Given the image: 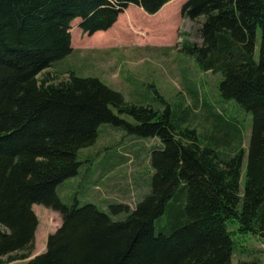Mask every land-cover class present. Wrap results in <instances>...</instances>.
Instances as JSON below:
<instances>
[{
  "label": "trees",
  "instance_id": "trees-1",
  "mask_svg": "<svg viewBox=\"0 0 264 264\" xmlns=\"http://www.w3.org/2000/svg\"><path fill=\"white\" fill-rule=\"evenodd\" d=\"M171 1L0 0V264L33 256L35 204L60 213L62 225L27 264H231L234 234L264 239V0H188L181 9L183 18H203V44L186 41L182 51L204 71L222 73V97L253 116L247 154L220 153L197 130L172 122L169 108L129 105L98 78L38 79L72 53L75 19L92 36L112 28L130 4L156 14ZM216 120L219 130L240 134ZM102 124L164 145L151 155V193L134 210L111 206L126 212L124 220L91 204L69 207L57 192L78 174L79 151L97 141Z\"/></svg>",
  "mask_w": 264,
  "mask_h": 264
},
{
  "label": "rangeland",
  "instance_id": "rangeland-1",
  "mask_svg": "<svg viewBox=\"0 0 264 264\" xmlns=\"http://www.w3.org/2000/svg\"><path fill=\"white\" fill-rule=\"evenodd\" d=\"M188 0H173L156 14L130 4L107 31L92 36L83 33L81 19L71 25L72 53L57 61L39 76L47 75L53 83L65 81L70 74L82 78H98L103 84L121 93L127 104L151 107L161 113L170 109L172 122L197 130L201 142L220 153L246 154L250 145L253 116L235 100L224 99L220 92L222 73L204 71L197 59L182 51L184 42L203 44L200 33L203 18L190 20L181 16ZM261 33H257L256 55L259 57ZM117 115L118 111L113 109ZM130 124L133 117L122 114ZM217 118H223L239 129L240 134L219 130ZM216 126V127H215ZM234 127V129H235ZM214 135V136H213ZM164 147L161 138L139 137L112 124L99 127L97 141L79 151L81 166L77 175L63 181L57 189L63 204L72 207L95 205L110 213L113 220L126 218V212H114L113 205L134 210L151 193L154 170L153 151ZM247 156L243 164L241 191L245 186ZM34 211L40 216L33 256L5 264H27L47 251L51 234L62 225L60 213L41 204ZM55 213V214H54ZM166 214L162 216L164 221ZM234 231L236 223L228 222ZM231 264L242 261L264 264V239L260 236L234 234Z\"/></svg>",
  "mask_w": 264,
  "mask_h": 264
},
{
  "label": "crops",
  "instance_id": "crops-1",
  "mask_svg": "<svg viewBox=\"0 0 264 264\" xmlns=\"http://www.w3.org/2000/svg\"><path fill=\"white\" fill-rule=\"evenodd\" d=\"M165 8H166V6H165ZM163 9H164V8H163ZM43 213H44V212H41V213L39 212V214H38V215L40 216V215H41V214H43ZM54 214H55V213H54Z\"/></svg>",
  "mask_w": 264,
  "mask_h": 264
}]
</instances>
